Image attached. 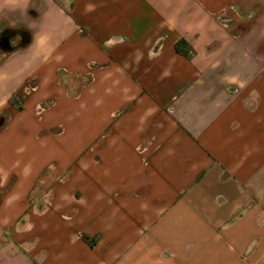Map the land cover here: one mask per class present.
I'll list each match as a JSON object with an SVG mask.
<instances>
[{
	"label": "crops",
	"instance_id": "crops-1",
	"mask_svg": "<svg viewBox=\"0 0 264 264\" xmlns=\"http://www.w3.org/2000/svg\"><path fill=\"white\" fill-rule=\"evenodd\" d=\"M0 264H264V0H0Z\"/></svg>",
	"mask_w": 264,
	"mask_h": 264
},
{
	"label": "trees",
	"instance_id": "trees-1",
	"mask_svg": "<svg viewBox=\"0 0 264 264\" xmlns=\"http://www.w3.org/2000/svg\"><path fill=\"white\" fill-rule=\"evenodd\" d=\"M8 34H9V32H4L3 34H1V36H0V41H1L3 38L8 37Z\"/></svg>",
	"mask_w": 264,
	"mask_h": 264
}]
</instances>
